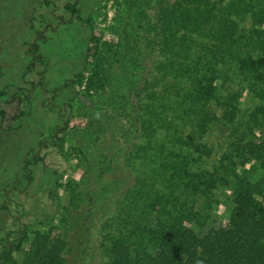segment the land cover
Returning a JSON list of instances; mask_svg holds the SVG:
<instances>
[{
	"label": "trees",
	"instance_id": "1",
	"mask_svg": "<svg viewBox=\"0 0 264 264\" xmlns=\"http://www.w3.org/2000/svg\"><path fill=\"white\" fill-rule=\"evenodd\" d=\"M5 2L0 0L2 29ZM50 3L40 0V5ZM155 4L149 43L157 53L131 90L130 110L114 103L115 111L98 113L90 123L96 140L100 133L106 135L95 147L96 157L107 150L106 144L117 147L108 167L128 170L124 186L113 199L99 195L86 203L87 193L105 185L100 171L91 175L94 187L84 180L93 166L81 151L87 164L78 184L80 199H74L81 212L76 215L65 207L59 219L63 232L52 237L37 231L20 263L13 251H18L25 231L2 233L0 264H82L76 255L82 226L77 230V225L88 217L98 224L99 264H264V0ZM63 9L79 17L78 0H66ZM30 28L41 34L34 22ZM29 46L33 60L46 64L38 43ZM108 60L112 63L105 52L98 55L93 68L100 75L97 82L111 73ZM242 99H250L253 107L243 108ZM61 116L49 130L45 148L58 146L53 136L65 126ZM211 124L218 125V148L223 150L205 167V159L218 150L205 139ZM255 129L261 131L258 136ZM251 170L258 171L249 175ZM217 189L229 194L230 206L223 212L228 223L202 219L206 221L195 225L200 220L198 202L210 212L221 204Z\"/></svg>",
	"mask_w": 264,
	"mask_h": 264
},
{
	"label": "rangeland",
	"instance_id": "2",
	"mask_svg": "<svg viewBox=\"0 0 264 264\" xmlns=\"http://www.w3.org/2000/svg\"><path fill=\"white\" fill-rule=\"evenodd\" d=\"M155 1L158 0H78L79 17H70L63 9L66 0H51L48 6L40 5V0H7L3 4L5 22L1 25L4 28H0V91L4 92L0 94V110L4 111L3 116L0 115V237L10 229L25 231L18 251H13L18 263L30 250L37 231H48L52 237L63 232L65 225L59 219L65 207L76 215L81 212L75 200L80 199L78 184L81 187L86 161L91 163L93 170L91 173L86 171L84 180L93 186L91 175L100 171L101 183L105 185L101 191L87 193L86 203L91 204L99 195L113 199L124 186L128 170L111 171L108 167L112 163V151L117 147L106 144L107 150L96 157L95 147L106 135L100 133L96 140L90 123L98 113L104 115L115 111V104L130 110L127 102H132L131 90L141 83L157 53L149 43ZM32 22L41 34L33 33ZM30 42L38 43V51L47 59L46 64L34 61L33 54L27 52ZM103 52L108 59L112 58V63L108 60L112 64L109 67L111 73L105 74L104 81L97 82L100 75L96 76L93 68L98 55ZM31 60L33 64L27 69ZM15 92L19 96L14 97ZM252 105L250 99H242L243 108ZM60 116L65 120V126L53 136L58 146L45 148L43 143H47L49 130H54L55 124L61 122ZM217 126L210 125L205 139L218 148L221 133ZM254 132L257 136L261 133L257 129ZM119 144L123 145V139ZM222 150L218 148L217 153L206 158L204 166L213 163ZM81 151L85 153L86 161ZM25 159L29 162L22 168ZM122 161L123 155L117 164ZM257 171L251 170L249 175ZM10 185L14 187L8 188ZM215 192L221 204L210 212L198 202L196 208L200 210V220L195 225L206 221L202 219H215L216 224L222 225L228 223L223 212L230 206L229 194H225V189ZM97 225L91 224L89 217L86 223L77 225V230L82 226L77 238L79 252L76 253L82 264H99L102 259L96 247ZM73 233L69 228L68 234ZM71 256L72 253L66 254L68 259Z\"/></svg>",
	"mask_w": 264,
	"mask_h": 264
}]
</instances>
